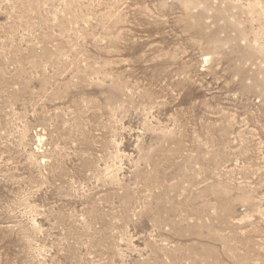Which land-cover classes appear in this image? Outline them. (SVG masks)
Returning a JSON list of instances; mask_svg holds the SVG:
<instances>
[{"label":"rangeland","instance_id":"374dc122","mask_svg":"<svg viewBox=\"0 0 264 264\" xmlns=\"http://www.w3.org/2000/svg\"><path fill=\"white\" fill-rule=\"evenodd\" d=\"M0 264H264V0H0Z\"/></svg>","mask_w":264,"mask_h":264}]
</instances>
